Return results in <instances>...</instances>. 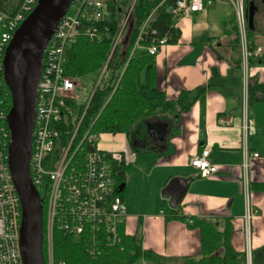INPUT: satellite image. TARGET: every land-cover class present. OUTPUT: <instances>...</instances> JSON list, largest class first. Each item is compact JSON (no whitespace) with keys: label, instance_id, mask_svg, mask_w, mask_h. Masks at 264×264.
I'll use <instances>...</instances> for the list:
<instances>
[{"label":"crops","instance_id":"obj_1","mask_svg":"<svg viewBox=\"0 0 264 264\" xmlns=\"http://www.w3.org/2000/svg\"><path fill=\"white\" fill-rule=\"evenodd\" d=\"M211 1L205 11L178 18L177 41L154 56L157 89L166 100L175 101L180 91L200 87L204 93L188 112L175 115L158 109L128 135L116 134L115 146L100 148L123 156V230L143 250L156 254L164 264H182L185 258L199 256V230L185 221L166 219L168 200L161 194L170 180L179 178L187 186L176 212L218 221L220 228L229 218L237 264H264V192L254 188L264 183V102L247 95L244 105L242 67H236L242 63V52L239 46L232 47L234 0ZM257 15L259 8L254 45L261 51L251 53L247 72L252 85L264 84V21L260 27ZM246 118L252 123L250 134L243 129ZM203 149L217 166V173L208 178H199L189 165Z\"/></svg>","mask_w":264,"mask_h":264},{"label":"built area","instance_id":"obj_2","mask_svg":"<svg viewBox=\"0 0 264 264\" xmlns=\"http://www.w3.org/2000/svg\"><path fill=\"white\" fill-rule=\"evenodd\" d=\"M106 1L74 0L54 30L43 54L29 172L34 186L37 190L40 188L44 195L45 227L42 251L45 264H63L57 262L54 257V232L83 238L91 256H94L97 248L115 247L121 241L119 228L124 223L126 207L121 195L122 186L117 183L116 175L123 171V156L120 152L101 149L97 136L90 133L91 126L81 139H78V133L90 100L98 84L106 76L107 62L121 41L122 30L99 73L98 82L87 95H81L80 103L76 102V80L64 74L66 48L82 35L93 41L92 27L85 26L84 22L109 18ZM37 2L38 0H24L13 14L0 10V70L3 71L4 53L15 31L34 10ZM211 3V0H175L169 11L177 20L203 12ZM234 7L242 50V84L246 107L247 80L244 81V73L248 72L251 53L247 49L244 0H235ZM150 18L151 15L140 28L129 59L139 50H144L154 57L169 44L167 36H152L150 44L144 47L140 45ZM127 19L128 17L123 27ZM152 34L156 32L152 31ZM260 51L261 49L257 48L255 53ZM1 105L0 101V107ZM81 106H84L83 110H80ZM8 112L0 108V264H22L21 204L8 167ZM243 129L246 133L252 132V123L247 118ZM85 143L90 144L93 150L85 152L83 161L78 160L77 157ZM252 156L258 158L259 154L253 153ZM189 165L197 171L199 178H208L217 173V166L210 161L209 151L206 149L191 157ZM245 190L247 197L246 185ZM246 203L245 217L248 220L250 208L247 200Z\"/></svg>","mask_w":264,"mask_h":264},{"label":"trees","instance_id":"obj_3","mask_svg":"<svg viewBox=\"0 0 264 264\" xmlns=\"http://www.w3.org/2000/svg\"><path fill=\"white\" fill-rule=\"evenodd\" d=\"M23 1L0 0V10L13 14ZM174 1L107 0L109 18L96 22H84L85 26L92 27L94 39L90 41L82 35L74 44L66 48L64 74L68 77L78 80L90 74L99 76L121 30L123 41L117 44L107 62L106 76L100 81L90 100L78 139L82 138L89 126H91L90 133L97 137L102 134L128 135L135 124L153 116L158 109L175 115H178V111L188 112L193 102L204 93L205 89L201 87L192 91H180L175 101H168L165 94L157 89L155 57L144 50H139L129 59L139 30L150 15L151 18L142 34L140 42L142 47L151 43L152 36H167L169 44L177 41L179 30L175 27L176 19L169 11ZM250 2H256V0H244L246 13ZM126 17H128L127 23L123 27ZM152 31L156 34H152ZM234 35L232 47H238L240 37L237 23H235ZM254 35L255 31L247 26V49L250 53L256 50ZM249 61L250 58L248 64ZM236 67L241 69L242 63L236 64ZM0 85L2 89L0 108L9 111L10 95L2 70H0ZM247 95L255 96L258 102H264V84L252 85L248 81ZM70 104L73 106L72 101ZM83 108L84 106H81L80 110ZM91 150L93 148L90 144L85 143L77 159L83 161L85 152ZM116 180L118 184L123 183V172L117 173ZM254 188L258 192H264V183H256ZM37 191L41 199L42 226L45 227L44 195L40 188ZM164 211L167 220L185 221L190 228L199 230L200 254L197 257L183 259L182 264H237L239 253L234 251L231 245L232 224L229 218L223 221V226L220 228L218 221L180 215L169 207H165ZM119 234L121 241L117 246L97 248L94 256H91L87 252L83 238L64 236L60 232H54L55 260L63 264H136L141 261L164 264L162 258L143 250L134 236L126 235L123 225L119 228Z\"/></svg>","mask_w":264,"mask_h":264},{"label":"water","instance_id":"obj_4","mask_svg":"<svg viewBox=\"0 0 264 264\" xmlns=\"http://www.w3.org/2000/svg\"><path fill=\"white\" fill-rule=\"evenodd\" d=\"M74 0H38L21 23L3 58V79L11 108L6 116L10 135L8 167L21 204L20 253L22 264H45L43 257L42 207L29 172L37 89L44 50L60 20ZM258 8L249 3L247 26L254 30ZM187 181L172 179L162 191L170 209L178 207Z\"/></svg>","mask_w":264,"mask_h":264},{"label":"rangeland","instance_id":"obj_5","mask_svg":"<svg viewBox=\"0 0 264 264\" xmlns=\"http://www.w3.org/2000/svg\"><path fill=\"white\" fill-rule=\"evenodd\" d=\"M253 3L255 6H257L259 8V14L260 15L256 16L257 17L256 20L258 21V24L261 27V21H264V0H256V2H253ZM232 7H233V13H234L235 7L234 6H232ZM129 10H132V9H129ZM244 11H245V15L247 17V13H246L245 8H244ZM122 41H123V36H122V39L120 42L122 43ZM239 47L241 48L240 45H239ZM241 52H242V50H241ZM99 77H100V75L96 76L95 74H90V75L82 76L81 78L76 80L77 85H78L77 91L75 92V95L77 96V100H76L77 103H80L81 95H83V94L87 95L91 91V89L98 82ZM248 78H249L248 73L247 74L244 73V81L247 80V82H248ZM97 140H98L99 146L112 148L113 146L116 145V134H102L101 136L99 135L97 137Z\"/></svg>","mask_w":264,"mask_h":264}]
</instances>
